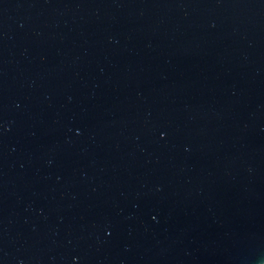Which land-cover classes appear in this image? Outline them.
Returning a JSON list of instances; mask_svg holds the SVG:
<instances>
[{"label": "water", "instance_id": "obj_1", "mask_svg": "<svg viewBox=\"0 0 264 264\" xmlns=\"http://www.w3.org/2000/svg\"><path fill=\"white\" fill-rule=\"evenodd\" d=\"M0 264H264V0H0Z\"/></svg>", "mask_w": 264, "mask_h": 264}]
</instances>
